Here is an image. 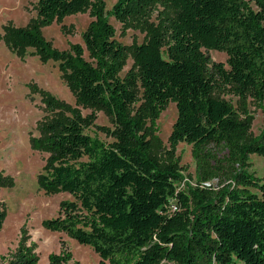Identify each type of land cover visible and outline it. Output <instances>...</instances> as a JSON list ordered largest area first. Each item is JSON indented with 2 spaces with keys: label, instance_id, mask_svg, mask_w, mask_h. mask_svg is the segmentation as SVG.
Listing matches in <instances>:
<instances>
[{
  "label": "trees",
  "instance_id": "1",
  "mask_svg": "<svg viewBox=\"0 0 264 264\" xmlns=\"http://www.w3.org/2000/svg\"><path fill=\"white\" fill-rule=\"evenodd\" d=\"M157 0H38L26 28L4 25L15 53L59 63L77 105L104 110L113 127L89 131L94 114L40 92L47 115L35 144L49 152L39 175L47 192L68 191L46 228L65 232L100 256V264H264V179L251 155H264V128L252 135V116L215 96L229 89L264 102V0H167L175 10L169 38L159 32L130 46L116 37L110 18L126 23ZM254 3V5H253ZM90 11L83 43L55 48L42 27ZM203 48L227 54L214 61ZM33 49V51H31ZM134 63L122 76L128 53ZM177 119L170 158L154 151L158 120L169 102ZM192 146L197 186L188 192L174 151ZM176 201L179 210L172 211ZM7 215L0 202V230ZM23 237L0 264H39ZM66 247L48 264H69Z\"/></svg>",
  "mask_w": 264,
  "mask_h": 264
},
{
  "label": "rangeland",
  "instance_id": "2",
  "mask_svg": "<svg viewBox=\"0 0 264 264\" xmlns=\"http://www.w3.org/2000/svg\"><path fill=\"white\" fill-rule=\"evenodd\" d=\"M105 2L110 10L117 0ZM174 15L175 10L167 0H157L144 14L134 16L126 23L114 17L110 20L117 30L116 37L124 44L134 46L149 39L153 32H159L168 39ZM37 16L38 0H0V202L7 212L0 230V255L8 259L24 237L26 244L35 246L39 264H48L50 253H60L63 247L72 253L69 264H100L99 254L89 245L80 244L65 232L52 231L44 225L47 219L58 216L62 201L75 198L68 191L47 192L39 181L49 156L47 150L35 144L47 115L40 92L50 93L77 106L84 116L94 114L96 125L89 132L103 140L110 141L111 138L98 126L112 128L113 124L104 110L77 105L57 61L43 60L37 54L22 57L9 48L3 37L4 25L26 28ZM91 20L89 10L69 14L42 27V35L55 48L67 50L73 43H83L82 33ZM203 50L214 61L227 64L225 52ZM133 63V52L130 51L122 76ZM215 96L232 103L243 117L244 109L247 110L252 116L251 134H260L264 128V102L260 105L250 96L240 98L229 89L218 90ZM177 116L176 103L171 101L158 120L159 140H154V151L161 161L170 158L172 147L169 138ZM174 154L179 158L184 176L180 189L188 192L190 187L198 185L192 146L181 142ZM251 162L252 170L264 179V155L252 154Z\"/></svg>",
  "mask_w": 264,
  "mask_h": 264
},
{
  "label": "built area",
  "instance_id": "3",
  "mask_svg": "<svg viewBox=\"0 0 264 264\" xmlns=\"http://www.w3.org/2000/svg\"><path fill=\"white\" fill-rule=\"evenodd\" d=\"M184 182V181H183ZM182 185V184H181ZM180 188H181V186H180ZM171 209H172V211H177V210H179V205H178V203L176 202V201H172L171 202Z\"/></svg>",
  "mask_w": 264,
  "mask_h": 264
}]
</instances>
